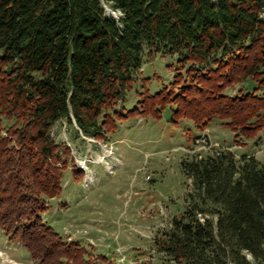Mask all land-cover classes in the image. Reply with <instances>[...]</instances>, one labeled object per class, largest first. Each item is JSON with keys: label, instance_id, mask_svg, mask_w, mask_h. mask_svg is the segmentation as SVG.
<instances>
[{"label": "trees", "instance_id": "obj_1", "mask_svg": "<svg viewBox=\"0 0 264 264\" xmlns=\"http://www.w3.org/2000/svg\"><path fill=\"white\" fill-rule=\"evenodd\" d=\"M104 4L119 18L105 15ZM264 0H0V230L38 264H114L42 220L63 192L70 148L51 135L64 121L104 139L116 119L158 117L197 129L219 119L251 138L264 128ZM145 54L175 55L170 87L116 102ZM252 89L228 94L237 84ZM185 208L158 231L161 264H264V160L217 150L180 162ZM203 215L200 220L198 214ZM89 246V245H88ZM87 246V247H88ZM91 247V246H90Z\"/></svg>", "mask_w": 264, "mask_h": 264}, {"label": "rangeland", "instance_id": "obj_2", "mask_svg": "<svg viewBox=\"0 0 264 264\" xmlns=\"http://www.w3.org/2000/svg\"><path fill=\"white\" fill-rule=\"evenodd\" d=\"M104 9L106 16L120 17L118 11L106 4ZM175 60V55L145 54L137 79L114 108L126 112L137 105L139 92L155 93L163 86L170 87L177 68ZM250 89V83H240L225 92L238 94ZM174 107L173 104H165L155 118L139 114L120 117L104 139L82 136L75 130V125L70 126L64 121L55 122L51 135L70 148L71 158L78 169L79 162L86 160L91 179L84 186V177L75 181L71 168H66L62 175L64 199L61 197L51 202L50 198L47 199L48 207L42 214V220L66 238V222H63L67 203L65 200H82L86 197V201L94 205L97 202L94 209L99 215L96 216L97 219L103 217V214H120L117 222L121 228L115 227L116 232L111 237V243L114 244H110V239L104 241L101 235H90L94 245L87 247L84 239L87 231L85 230L86 234H76L80 237V243L92 251L93 255H106L114 250L112 256L115 258L116 250L120 248L129 259L136 260L137 264L166 262L167 259L162 254L156 252L154 255L150 249H155L153 241L158 231L165 229V225L162 226L163 220L178 216L185 208L184 197L190 180L181 170V160L196 154L200 157L214 153L216 149L231 151L236 159L245 154L253 155L259 161L264 160V128L251 138L234 133L219 119L197 129L190 119L173 121L171 114ZM202 133L208 136L210 146L206 149L195 146V136ZM71 186L73 193L68 192ZM107 228L112 229L110 226ZM66 229L72 231L69 227ZM104 242L110 247H101ZM0 249L5 250L16 261L38 264L30 261L26 249L17 242H7L1 230Z\"/></svg>", "mask_w": 264, "mask_h": 264}, {"label": "crops", "instance_id": "obj_3", "mask_svg": "<svg viewBox=\"0 0 264 264\" xmlns=\"http://www.w3.org/2000/svg\"><path fill=\"white\" fill-rule=\"evenodd\" d=\"M72 186L69 187L70 190L68 192H70V193H73ZM64 194H65V187L63 186L62 194L58 197L50 198L49 200L51 202V201H53L57 198H61V197H63V199H64ZM86 200H88V199H86V197L84 199L82 198V200H74L72 198H69V200L68 199L65 200V202H67V203H65L66 206L64 209V220H63V222L64 223L66 222L64 224V227H66V228L69 227L72 230L70 232H73L76 229L86 230L87 234L85 235L84 239L91 237L90 235H92V236L101 235L104 237V241L110 239V244H114V243H111L112 242L111 237L114 236V234L116 232L115 227H118V229L121 228L117 222L118 220H120L119 219L120 214H118L116 216H114L115 215L114 213L113 214L108 213V214H106L107 216L103 214V217H99L97 219L96 216H99V215L96 212V210H94L97 202L94 205L90 201H86ZM108 226H110L112 229L107 228ZM122 231H124V230L122 229ZM71 239L80 241V237H78L77 235L72 236ZM122 245L124 246L125 244H122ZM88 247H90V246H88ZM101 247L109 248L110 246H109V244H105V242H104V245H101ZM113 253H115L114 250L111 253L110 252L106 253V256L109 259H112ZM30 261H32V260H30Z\"/></svg>", "mask_w": 264, "mask_h": 264}, {"label": "built area", "instance_id": "obj_4", "mask_svg": "<svg viewBox=\"0 0 264 264\" xmlns=\"http://www.w3.org/2000/svg\"><path fill=\"white\" fill-rule=\"evenodd\" d=\"M194 142H195V146H199V148H204L206 149V147L210 146L209 141H208V136L206 133H202V134H198L195 136L194 138ZM217 151V149L215 150V152ZM199 156V155H198ZM79 169L83 172V185L87 186L88 185V180L91 179V175L87 170V165H86V160L83 162H79L78 165ZM199 217L200 220H203V215H201L200 213L197 215ZM164 222L162 223V226L165 227V229H168L171 227V219L169 220L168 218L163 220ZM64 235L66 237L67 240H71L72 236L76 235V234H86L85 230H76L75 232H70L68 229L65 228L64 231ZM87 241V245H94L93 240L91 238H86ZM19 246H21V244L17 243ZM117 257L112 258L111 260L113 261L114 264H137V261L134 259H129L125 253H123V250H120V248H117ZM119 252V253H118ZM151 253H155L157 252V250L155 249H150ZM150 256H152L149 253ZM0 264H25L24 262H19L16 261L14 259H12L3 249H0Z\"/></svg>", "mask_w": 264, "mask_h": 264}, {"label": "clouds", "instance_id": "obj_5", "mask_svg": "<svg viewBox=\"0 0 264 264\" xmlns=\"http://www.w3.org/2000/svg\"><path fill=\"white\" fill-rule=\"evenodd\" d=\"M120 15H121V16H123V15H124V13H123V11H122V10L120 11Z\"/></svg>", "mask_w": 264, "mask_h": 264}]
</instances>
